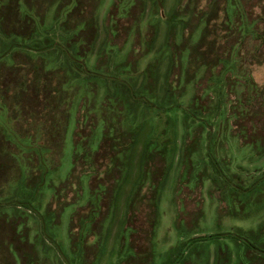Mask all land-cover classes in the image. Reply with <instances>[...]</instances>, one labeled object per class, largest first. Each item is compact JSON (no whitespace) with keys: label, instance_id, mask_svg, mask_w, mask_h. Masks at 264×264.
<instances>
[{"label":"rangeland","instance_id":"1","mask_svg":"<svg viewBox=\"0 0 264 264\" xmlns=\"http://www.w3.org/2000/svg\"><path fill=\"white\" fill-rule=\"evenodd\" d=\"M260 90L264 0H0V264H264Z\"/></svg>","mask_w":264,"mask_h":264},{"label":"trees","instance_id":"2","mask_svg":"<svg viewBox=\"0 0 264 264\" xmlns=\"http://www.w3.org/2000/svg\"><path fill=\"white\" fill-rule=\"evenodd\" d=\"M4 2H2V7H4L5 8V12L6 11H11V6H8V5H5V3L3 4ZM81 10V9H80ZM78 11V14H79V16H81V11ZM28 23H30V22H28ZM31 24V23H30ZM238 83H237V81H230V89L232 90V92H233V90H234V88H235V86L237 85ZM54 93V92H53ZM258 96H259V98H261V99H264V90H260V91H258ZM196 100H197V98H195ZM195 100V102H194V104L197 102ZM237 104H238V106L237 107H235L234 109H238L239 111H242L243 112V115H245V114H247L248 112H249V110L247 109V108H245V105L242 103V101L241 100H238L237 101ZM248 117H251V115H250V112H249V115H247V118H245V119H248ZM244 137V134H243V131L241 132V137ZM102 145V144H101ZM104 145H105V143H104ZM256 146L257 147H261L260 145H259V143H257L256 144ZM149 147L150 146H148V149H147V153L148 154H150V156H153V154L150 152V150H149ZM76 155H78L79 156V154H76ZM118 157L117 156H110L109 157V161H110V167L111 166H113L114 165V163H115V161H116V159H117ZM76 159H79V158H76ZM107 163H108V161H107ZM108 167V164H107V166H106V168ZM151 167V166H150ZM151 184V188H152V183H150ZM144 201H146V199L145 198H141V202H144Z\"/></svg>","mask_w":264,"mask_h":264}]
</instances>
